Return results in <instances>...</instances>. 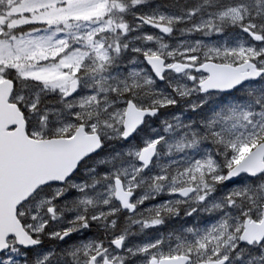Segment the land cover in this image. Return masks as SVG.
Here are the masks:
<instances>
[{
    "label": "snow or ice",
    "instance_id": "6c2138e0",
    "mask_svg": "<svg viewBox=\"0 0 264 264\" xmlns=\"http://www.w3.org/2000/svg\"><path fill=\"white\" fill-rule=\"evenodd\" d=\"M0 264H264V0H0Z\"/></svg>",
    "mask_w": 264,
    "mask_h": 264
}]
</instances>
